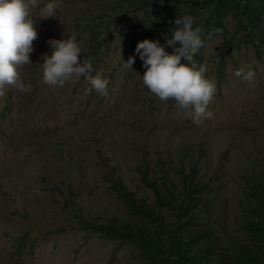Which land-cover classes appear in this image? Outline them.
Masks as SVG:
<instances>
[{
	"label": "rangeland",
	"instance_id": "rangeland-1",
	"mask_svg": "<svg viewBox=\"0 0 264 264\" xmlns=\"http://www.w3.org/2000/svg\"><path fill=\"white\" fill-rule=\"evenodd\" d=\"M109 1L58 0L57 16L36 18L33 64L21 70L30 91L8 87L0 97V264H136L129 246L79 220L127 217L111 187L116 177L152 201L136 170L140 162L156 175L161 163L174 178L178 166L194 164L205 185L201 209L208 222L225 244L243 238L245 179L264 166V46L256 55L231 15L225 36L209 37L202 65L217 85L209 106L214 118L198 126L191 110L160 100L142 82L143 61L124 36L140 30L147 14L107 13ZM47 2L39 0L34 15ZM89 25L105 26L95 55L89 54ZM72 33L84 49L81 63L89 59L92 75L101 72L110 81L106 97L90 90L83 76L63 87L43 81L49 40ZM226 41L232 45L224 53ZM220 55L225 66L218 82ZM130 57L132 68L125 64ZM241 68L255 71L254 83L235 75ZM22 233L28 239L21 246L16 236Z\"/></svg>",
	"mask_w": 264,
	"mask_h": 264
},
{
	"label": "trees",
	"instance_id": "trees-1",
	"mask_svg": "<svg viewBox=\"0 0 264 264\" xmlns=\"http://www.w3.org/2000/svg\"><path fill=\"white\" fill-rule=\"evenodd\" d=\"M135 10L146 13L147 22L140 30L124 36L130 52H136L141 41L158 37L166 51L172 53L174 48L168 45L167 38H171L177 27L175 21L186 15L194 18V27L203 29L204 46L194 57L197 67L203 63L209 37L227 33L229 15L234 19L235 31L251 44L256 55L264 46V0H111L107 13ZM104 28L89 25L90 55L104 46ZM70 36L67 34L64 39ZM231 45L226 41L222 51L227 53ZM224 66L220 55L218 82L223 81ZM158 166L157 175L151 174L145 162L136 166L141 182L153 193L152 201L138 197L116 177L111 187L124 204L127 217L79 221L100 237L116 241L119 246H129L135 252L136 264H264V166L245 179V206L239 221L243 238L233 244H225L220 239L208 222L206 211L201 209L205 205V185L200 182L197 167L194 164L187 168L178 166L174 178L161 163ZM25 236L24 233L16 236L21 246L28 239Z\"/></svg>",
	"mask_w": 264,
	"mask_h": 264
},
{
	"label": "clouds",
	"instance_id": "clouds-1",
	"mask_svg": "<svg viewBox=\"0 0 264 264\" xmlns=\"http://www.w3.org/2000/svg\"><path fill=\"white\" fill-rule=\"evenodd\" d=\"M38 7L39 0H0V97L5 95L8 87L30 91L31 85L24 83L21 70L25 65L33 64L31 53L38 38L36 18L57 16L60 4L58 0H50L34 15ZM175 24L177 27L171 38H167L168 45L174 48L172 53L167 52L158 40L145 39L138 43L136 52L146 69L142 82L160 100L174 99L181 108L191 110L193 123L199 126L206 119L214 118L209 106L215 99L217 85L214 79L206 76V65L197 67L194 60L204 46L202 27H194L195 20L190 15L177 19ZM216 31L220 32L219 29ZM49 44L53 51L44 55L42 63V78L47 85L63 87L74 77L83 76L90 90L101 96L108 95L110 81L101 72L92 75L93 64L89 59L85 58L81 63L84 49L77 41L76 33L68 39H51ZM134 63L135 57L125 62L130 68ZM235 75L249 84L254 83L255 71L252 69L241 68Z\"/></svg>",
	"mask_w": 264,
	"mask_h": 264
}]
</instances>
